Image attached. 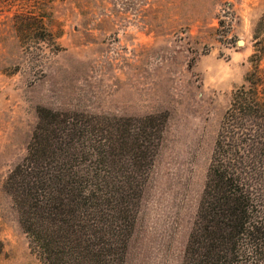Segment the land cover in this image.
Returning <instances> with one entry per match:
<instances>
[{
    "label": "rangeland",
    "instance_id": "rangeland-1",
    "mask_svg": "<svg viewBox=\"0 0 264 264\" xmlns=\"http://www.w3.org/2000/svg\"><path fill=\"white\" fill-rule=\"evenodd\" d=\"M11 24L0 12V264H42L3 188L39 107L166 115L125 264H181L221 117L264 41V0H55L39 58Z\"/></svg>",
    "mask_w": 264,
    "mask_h": 264
},
{
    "label": "trees",
    "instance_id": "trees-1",
    "mask_svg": "<svg viewBox=\"0 0 264 264\" xmlns=\"http://www.w3.org/2000/svg\"><path fill=\"white\" fill-rule=\"evenodd\" d=\"M54 2L0 0L19 47L33 57L54 42ZM258 43L221 117L181 264H264V41ZM37 114L26 154L3 184L30 251L42 264H125L166 115L46 107Z\"/></svg>",
    "mask_w": 264,
    "mask_h": 264
}]
</instances>
